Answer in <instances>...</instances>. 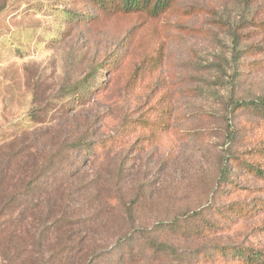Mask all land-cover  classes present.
Returning a JSON list of instances; mask_svg holds the SVG:
<instances>
[{
	"label": "rangeland",
	"instance_id": "rangeland-1",
	"mask_svg": "<svg viewBox=\"0 0 264 264\" xmlns=\"http://www.w3.org/2000/svg\"><path fill=\"white\" fill-rule=\"evenodd\" d=\"M180 6L194 12L139 18L130 32L133 23L128 18L78 23L73 14L88 11V0H0V147L24 136L16 166L27 169L14 184L43 169L50 153L63 140L78 135L84 122H103L97 134L101 136L144 101L127 95L120 84L103 98L66 109L68 90L119 48L123 39L145 36L165 43L161 73L174 103L170 131L147 142L140 152L131 150L130 144L123 146L103 161L85 165L58 191L52 189L57 173L45 169L39 182L47 186L28 197L32 202H25L29 210L23 220L17 209L0 216V264H40L48 259L63 242L61 231L53 226L66 211L73 218L80 216L81 227L74 225V236L90 231L92 246L109 249L126 232L182 220L209 204L264 205V179L244 169H234L229 175L232 182L217 189L230 156L246 146L241 133L257 122L250 112L232 113L234 101L264 98V27L260 25L264 0H181ZM104 114H111L108 121ZM234 129L238 138L231 143ZM125 156L128 169L119 179L118 167ZM85 179L95 181V186L87 188ZM80 184L84 192L76 194ZM117 188L125 206L110 207L106 199ZM90 197L94 203L87 202ZM240 221L221 234V241L264 246V208ZM191 222L186 223L194 225ZM162 233L169 234L165 229ZM169 239L180 247L196 245ZM132 245L139 248L141 243ZM121 251L115 250L114 257ZM110 262L108 257L102 264Z\"/></svg>",
	"mask_w": 264,
	"mask_h": 264
},
{
	"label": "trees",
	"instance_id": "trees-1",
	"mask_svg": "<svg viewBox=\"0 0 264 264\" xmlns=\"http://www.w3.org/2000/svg\"><path fill=\"white\" fill-rule=\"evenodd\" d=\"M88 1L91 2L88 11L73 14L75 17L77 15L78 23L85 21L87 25H92L105 19L128 18L132 19L133 23L130 32H134L133 28L138 25L139 18L147 21L169 14L189 16L194 12L193 8H182L181 0ZM260 25L264 27V23ZM121 42L119 48L105 56L102 62L94 64L90 72L68 90L70 94L66 109L76 110L78 106L94 97L103 98L116 91L120 84L127 95L134 96L138 102L142 98L144 101L137 104V110H129L113 131L101 136L97 134L102 130L103 122H84V127L78 135L63 140L58 150L50 153L43 169L27 181L21 179L19 184H14L15 178L19 177L20 172L27 170L26 166H16L21 154L18 144L24 142V136L16 142L1 146L0 163L5 165L0 164V216L7 209H17L23 220L29 210L25 202L31 201L28 197L40 187L47 186V182H39L45 169L57 173L58 183L54 186L50 184L54 191H58L65 180L83 171L88 163H99L129 144L130 149H135L134 152L138 153L144 149L147 142L170 131L174 114L173 92L161 73L166 55L165 43L151 42L145 36L135 40L123 39ZM139 110L140 114L136 116L135 112ZM243 111L252 113L257 122L249 126L247 133H241V139L245 141L246 146L230 156V162L228 161L222 169L217 189L232 182L229 175L234 169H238V172L244 169L256 178L264 179V98L253 101L235 100L232 113ZM109 115L111 114L103 115L104 121H108ZM237 138L234 129L230 134L231 143ZM126 157H123L118 167L119 179H123L128 169ZM222 180L224 182H221ZM95 184V181L85 179L87 188L91 189ZM82 185L80 184V190H77L76 194L79 191L84 192ZM40 191L42 192V189ZM121 192L122 190L117 188L108 196L106 201L110 207L117 204L125 206ZM93 196L96 200L97 193ZM95 200L90 197L87 202L94 203ZM262 208L264 205L256 202L232 201L225 206L209 204L191 214L187 213L182 220L159 222L160 225L158 223L152 228H136L133 234L126 232L118 239V243L109 249L92 246L90 242L93 237L90 231L78 230L81 233L74 236V225L81 227L80 216L73 218L72 213L69 216L66 211L56 219L55 225L53 224L56 231H61L63 242L40 264H102L108 257H111L110 264H264L263 245H233L221 241V234L235 227L242 218L259 214ZM97 214L91 218L96 219ZM22 220H18L19 225H22ZM189 220H193L191 223L194 225L187 224ZM164 229L169 232L168 235L162 233ZM259 229H262V226ZM170 237H175L181 242H194L196 245L192 248L181 244L180 247L177 242L171 241ZM136 241L141 243L139 248L132 245ZM121 248L120 254L114 257V251Z\"/></svg>",
	"mask_w": 264,
	"mask_h": 264
}]
</instances>
